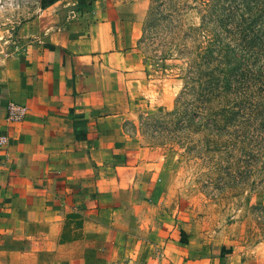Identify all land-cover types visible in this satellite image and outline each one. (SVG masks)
I'll return each instance as SVG.
<instances>
[{
    "label": "crops",
    "instance_id": "0c3cea01",
    "mask_svg": "<svg viewBox=\"0 0 264 264\" xmlns=\"http://www.w3.org/2000/svg\"><path fill=\"white\" fill-rule=\"evenodd\" d=\"M149 8L0 0V40L18 43H0V264H226L222 246L164 224L161 164L124 144L149 94ZM10 101L29 107L22 121Z\"/></svg>",
    "mask_w": 264,
    "mask_h": 264
},
{
    "label": "rangeland",
    "instance_id": "374dc122",
    "mask_svg": "<svg viewBox=\"0 0 264 264\" xmlns=\"http://www.w3.org/2000/svg\"><path fill=\"white\" fill-rule=\"evenodd\" d=\"M144 48L149 94L124 144L161 164L164 224L264 264V0H150Z\"/></svg>",
    "mask_w": 264,
    "mask_h": 264
},
{
    "label": "built area",
    "instance_id": "2783aa9c",
    "mask_svg": "<svg viewBox=\"0 0 264 264\" xmlns=\"http://www.w3.org/2000/svg\"><path fill=\"white\" fill-rule=\"evenodd\" d=\"M4 46L9 47L8 50H12L14 47L17 48L18 43L16 38L9 34L3 40H0ZM29 112V107L26 104L10 101L7 105V119L12 122L22 121ZM10 141V138L5 133H0V148L6 147Z\"/></svg>",
    "mask_w": 264,
    "mask_h": 264
},
{
    "label": "trees",
    "instance_id": "16d2710c",
    "mask_svg": "<svg viewBox=\"0 0 264 264\" xmlns=\"http://www.w3.org/2000/svg\"><path fill=\"white\" fill-rule=\"evenodd\" d=\"M142 42H144V39H142ZM210 54H211V51L209 50V47H206L199 53V58L201 57L204 60V59L208 58L210 56ZM199 72L201 75L206 74V72L203 71L202 68L199 69ZM207 74L210 75V73H207Z\"/></svg>",
    "mask_w": 264,
    "mask_h": 264
}]
</instances>
